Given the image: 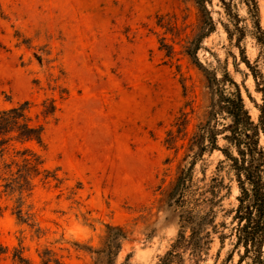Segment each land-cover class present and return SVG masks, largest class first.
I'll use <instances>...</instances> for the list:
<instances>
[{"label": "rangeland", "instance_id": "374dc122", "mask_svg": "<svg viewBox=\"0 0 264 264\" xmlns=\"http://www.w3.org/2000/svg\"><path fill=\"white\" fill-rule=\"evenodd\" d=\"M233 4L249 27L246 5ZM238 37L222 0H0V108L29 102L31 123L44 126L41 145L11 142L9 155L28 149L56 177L39 176L23 195L26 223L14 214L18 195L1 194L0 264H18L19 249L30 264L45 249L65 264H160L179 230L172 190L191 161L189 140L217 99L213 77L234 82L259 120L251 69L264 75V54L250 32ZM50 101L56 112L44 118ZM217 145H227L222 136ZM223 160L205 152L193 170L229 187L215 209L225 227L198 264L239 259L229 237L239 192L226 168L217 172ZM107 226L126 232L109 262ZM171 264L196 263L186 251Z\"/></svg>", "mask_w": 264, "mask_h": 264}, {"label": "trees", "instance_id": "16d2710c", "mask_svg": "<svg viewBox=\"0 0 264 264\" xmlns=\"http://www.w3.org/2000/svg\"><path fill=\"white\" fill-rule=\"evenodd\" d=\"M246 5L249 21L248 26L240 25V17L233 13V0L225 2L227 16L233 22V32L238 39L246 32L254 37L264 54V30L260 25V11L257 0H240ZM231 35L230 32H228ZM234 35V33H233ZM248 67V63H245ZM252 68V67H249ZM256 90L262 93L263 106L257 123L251 118L245 107L238 86L229 81L230 89L221 87L213 77L216 87L213 88L214 99L207 113V119L197 127V132L189 140L188 168L182 169L176 178L172 190V204L178 214L179 230L176 240L160 264H171L182 259V253L189 251L191 259L198 264L207 255L213 242V235L218 233L223 224L217 225L216 208L219 207L223 190H229L223 179L215 175L194 179L193 170L198 160L205 152L219 151L224 160L218 165V171L232 175L238 189L237 206L233 211V228L229 237L233 239L234 249L238 251L237 264H264V148L260 145V137L264 136V75L257 67L251 69ZM30 104L24 102L8 109L0 108V183L3 191L0 196L17 194L15 216L18 222L26 223L28 211H24L25 193L28 197L34 188V180L43 176L56 179L55 175L43 169L40 156L28 149L22 151L13 149L11 158V142L42 144L43 125H33L28 116ZM56 112L54 101L43 103L41 114L44 118L53 116ZM179 124L176 131L180 134ZM167 143L171 144L174 137L168 134ZM218 136L227 145L219 147ZM1 213V208H0ZM219 240L223 245L224 235ZM126 239V232L121 227L107 226L103 251L108 262L121 247V241ZM23 249L15 250L13 260L18 264H30L23 257ZM41 264H65L54 252L45 249L40 255Z\"/></svg>", "mask_w": 264, "mask_h": 264}]
</instances>
